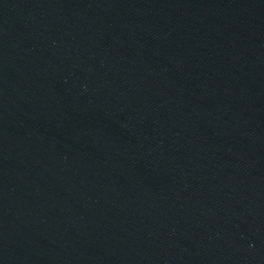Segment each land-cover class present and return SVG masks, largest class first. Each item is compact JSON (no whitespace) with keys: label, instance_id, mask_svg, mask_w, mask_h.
Listing matches in <instances>:
<instances>
[{"label":"water","instance_id":"obj_1","mask_svg":"<svg viewBox=\"0 0 264 264\" xmlns=\"http://www.w3.org/2000/svg\"><path fill=\"white\" fill-rule=\"evenodd\" d=\"M0 264H264V0H0Z\"/></svg>","mask_w":264,"mask_h":264}]
</instances>
